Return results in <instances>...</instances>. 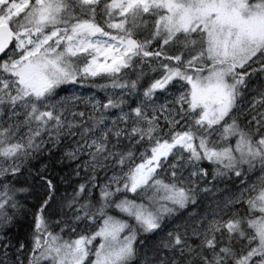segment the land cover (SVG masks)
Masks as SVG:
<instances>
[{
	"label": "snow or ice",
	"instance_id": "1",
	"mask_svg": "<svg viewBox=\"0 0 264 264\" xmlns=\"http://www.w3.org/2000/svg\"><path fill=\"white\" fill-rule=\"evenodd\" d=\"M0 264H264V0H0Z\"/></svg>",
	"mask_w": 264,
	"mask_h": 264
},
{
	"label": "trees",
	"instance_id": "2",
	"mask_svg": "<svg viewBox=\"0 0 264 264\" xmlns=\"http://www.w3.org/2000/svg\"><path fill=\"white\" fill-rule=\"evenodd\" d=\"M105 82H106V81H104V80H97V81H96V84H103V83H105ZM83 88L90 90V93L95 94V95H97L98 97H99V96H103V92H102L99 88H95V89L91 88V81H89L88 84H86ZM76 94H77V93H76ZM82 95H83V94H82Z\"/></svg>",
	"mask_w": 264,
	"mask_h": 264
},
{
	"label": "rangeland",
	"instance_id": "3",
	"mask_svg": "<svg viewBox=\"0 0 264 264\" xmlns=\"http://www.w3.org/2000/svg\"><path fill=\"white\" fill-rule=\"evenodd\" d=\"M74 90L76 91L77 95H82L83 94V95L87 96L89 94H92V93H90V90L85 89L83 87H79V86H77V88L74 89Z\"/></svg>",
	"mask_w": 264,
	"mask_h": 264
}]
</instances>
